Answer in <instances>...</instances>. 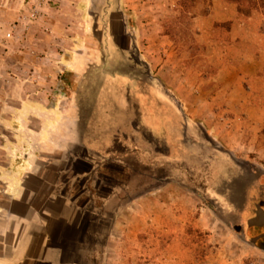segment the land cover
Listing matches in <instances>:
<instances>
[{
  "label": "rangeland",
  "instance_id": "obj_1",
  "mask_svg": "<svg viewBox=\"0 0 264 264\" xmlns=\"http://www.w3.org/2000/svg\"><path fill=\"white\" fill-rule=\"evenodd\" d=\"M81 1L0 0V213L23 212L12 201L28 177L34 207L75 223L58 236L65 264H264L251 243L264 222V13L230 0H123V13ZM44 2L46 19L33 18ZM74 49L103 72L76 82L61 70ZM110 87L117 106L106 115L100 98L97 114L117 123L95 125ZM137 89L155 93L149 125ZM70 91L82 141L66 147ZM38 99L59 109L23 112Z\"/></svg>",
  "mask_w": 264,
  "mask_h": 264
},
{
  "label": "crops",
  "instance_id": "obj_2",
  "mask_svg": "<svg viewBox=\"0 0 264 264\" xmlns=\"http://www.w3.org/2000/svg\"><path fill=\"white\" fill-rule=\"evenodd\" d=\"M79 1V0H77ZM83 1V0H82ZM81 1V2H82ZM86 0H84L85 3ZM42 2V1H41ZM107 3L111 5L112 2L118 3L116 11L123 13V0H106ZM49 2H44L43 4L40 3V5L33 11L35 13V16L38 13V10H41L39 15L43 17V19H46V13L48 14V11H51ZM49 7V8H48ZM88 11V10H87ZM123 15V14H122ZM124 15L128 16L124 13ZM217 11L215 12L214 18H216ZM34 16V17H35ZM33 17V18H34ZM125 17V16H124ZM132 23V22H131ZM53 22H49V28L52 29V32L59 33L61 31V28L58 26H54ZM70 30V29H68ZM201 30V28H200ZM75 32V31H74ZM127 34H129L133 40L131 41V45L135 47L137 50L139 49V36L138 29L132 24H128L127 26ZM112 50V49H111ZM113 50H119V48H113ZM94 54V53H93ZM43 59V58H42ZM105 58H102V61L106 62L107 60ZM149 59V58H148ZM156 59V58H154ZM47 61V58L45 59ZM90 60L89 57H87L85 54H83V51L79 49H74L71 53H69V58L65 60L62 63V69L66 70L68 74H71L73 77H77L76 82L82 78L84 74H87L90 72V69L95 75L97 73L99 74L101 70V66L97 63H90L88 62ZM49 61L52 62V59L49 58ZM147 63L146 67L148 68V73H152L154 64L153 60L150 58L149 60L145 61ZM140 63V62H138ZM96 64V65H95ZM167 62L161 66V69L165 67ZM63 66L65 68H63ZM161 71V70H160ZM106 76V75H105ZM106 78V77H105ZM117 85H119L120 82H116ZM122 87V85L120 86ZM111 89H107L105 92H108L109 94V101L106 100L105 95H101L102 91H97L99 93L96 109L92 110L90 114H97V111H101L102 109V103L101 100L106 102L107 108H106V115L107 113H111L114 109V106H117V90L115 88L110 87ZM122 92V90H120ZM70 95L68 97L69 104H70V112L77 114L76 118H70L69 125L75 126L77 129L74 133V131L69 133L67 137H65L63 140L61 139L60 144L65 145L66 147L68 145H72L73 142L82 141V137L80 136V133L78 132V125L81 120V104L76 99L75 93L72 94V92H69ZM136 97L140 98V102L142 104V114L144 119V125H149L147 122L148 117L144 116L148 114V112L151 111V107L153 106V101H150V105L147 104V101L145 98L152 99L154 97L153 94L154 91H146V90H136ZM74 96H72V95ZM66 95V94H65ZM119 95V94H117ZM121 96V95H119ZM94 97V96H92ZM156 98H163L162 95L156 94ZM166 97V96H165ZM119 99V98H118ZM39 100V99H38ZM45 100H42L37 103H31L30 101H25L23 103V112H32L40 115H48V114H54L59 109L55 104L53 106H46L44 103ZM129 113V112H128ZM130 114V113H129ZM161 114H163L161 112ZM101 115L97 114L96 120H92L91 122H87L88 125H93V121H96L95 125H102L107 124L108 125H116L117 121L113 123V119L117 118L116 115L109 116V121L104 118V120H101ZM100 119V120H99ZM160 121L163 120V118L159 117ZM126 125H130L131 122L129 118L126 119ZM107 122V123H106ZM162 122V121H161ZM169 123V120H167ZM166 122V125L168 124ZM61 123V122H59ZM57 123H51V122H43L41 121L42 125H58ZM122 125V123H120ZM136 125V123H135ZM53 129V127H52ZM36 176V175H34ZM28 177L23 178L22 186L18 188L19 197L13 199L19 206L23 208L22 213L15 212L13 210H8L6 213H0V264H65L64 257L66 256L65 250L66 246H63L58 243V236L59 234H70L71 230L74 228L75 223H73V220L61 212L53 211V208L50 207H42L36 208L31 204V201L29 202V194L32 192L27 186L28 179H25ZM25 179V182H24ZM39 179L42 180V177H39ZM52 202L64 197L63 194H55V192H50L48 196ZM65 207L68 205L67 202H64L63 204ZM46 211V212H45ZM77 227V225H76Z\"/></svg>",
  "mask_w": 264,
  "mask_h": 264
},
{
  "label": "trees",
  "instance_id": "obj_3",
  "mask_svg": "<svg viewBox=\"0 0 264 264\" xmlns=\"http://www.w3.org/2000/svg\"><path fill=\"white\" fill-rule=\"evenodd\" d=\"M231 2L237 3L239 5H245V3H248L247 7L249 10L251 8H256L261 10L262 13H264V0H230Z\"/></svg>",
  "mask_w": 264,
  "mask_h": 264
},
{
  "label": "flooded vegetation",
  "instance_id": "obj_4",
  "mask_svg": "<svg viewBox=\"0 0 264 264\" xmlns=\"http://www.w3.org/2000/svg\"><path fill=\"white\" fill-rule=\"evenodd\" d=\"M262 209L264 210V207H262ZM257 215H255L254 217H256ZM254 226H258V229H256L257 232L255 234V238H257V242L259 244L263 245L264 244V222H263V224H260V225L257 224V225H254Z\"/></svg>",
  "mask_w": 264,
  "mask_h": 264
},
{
  "label": "water",
  "instance_id": "obj_5",
  "mask_svg": "<svg viewBox=\"0 0 264 264\" xmlns=\"http://www.w3.org/2000/svg\"><path fill=\"white\" fill-rule=\"evenodd\" d=\"M262 211L264 212V210L262 209ZM255 247H257L261 252H263L264 253V245H258L257 244V239L256 240H253L252 242H251Z\"/></svg>",
  "mask_w": 264,
  "mask_h": 264
},
{
  "label": "built area",
  "instance_id": "obj_6",
  "mask_svg": "<svg viewBox=\"0 0 264 264\" xmlns=\"http://www.w3.org/2000/svg\"><path fill=\"white\" fill-rule=\"evenodd\" d=\"M32 16L34 17V16H35V13H32ZM11 36H12V33L9 32V33L7 34V38H10Z\"/></svg>",
  "mask_w": 264,
  "mask_h": 264
}]
</instances>
